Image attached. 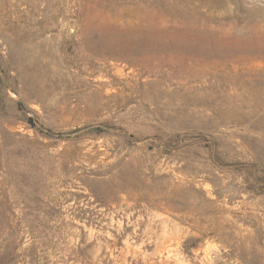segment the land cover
<instances>
[{
	"label": "rangeland",
	"instance_id": "1",
	"mask_svg": "<svg viewBox=\"0 0 264 264\" xmlns=\"http://www.w3.org/2000/svg\"><path fill=\"white\" fill-rule=\"evenodd\" d=\"M0 264H264V0H0Z\"/></svg>",
	"mask_w": 264,
	"mask_h": 264
}]
</instances>
